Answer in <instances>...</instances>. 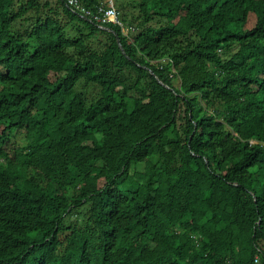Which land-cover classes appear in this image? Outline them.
Returning a JSON list of instances; mask_svg holds the SVG:
<instances>
[{"label":"trees","instance_id":"1","mask_svg":"<svg viewBox=\"0 0 264 264\" xmlns=\"http://www.w3.org/2000/svg\"><path fill=\"white\" fill-rule=\"evenodd\" d=\"M109 2L0 0V264H264V0Z\"/></svg>","mask_w":264,"mask_h":264},{"label":"built area","instance_id":"2","mask_svg":"<svg viewBox=\"0 0 264 264\" xmlns=\"http://www.w3.org/2000/svg\"><path fill=\"white\" fill-rule=\"evenodd\" d=\"M68 4L81 8L82 12L86 15L93 14L91 9L86 8L80 3V0H68ZM100 10L101 12H103V14L99 15L97 18L99 21L102 22V24H100L101 26H104L103 23L113 21L115 23L122 25L125 31L129 30V28L126 27L125 24L123 23L121 19V13L115 6L113 0H110V2L105 7H100Z\"/></svg>","mask_w":264,"mask_h":264},{"label":"water","instance_id":"3","mask_svg":"<svg viewBox=\"0 0 264 264\" xmlns=\"http://www.w3.org/2000/svg\"><path fill=\"white\" fill-rule=\"evenodd\" d=\"M119 41H120V39H119ZM121 44V43H120ZM121 47H123L122 45H121Z\"/></svg>","mask_w":264,"mask_h":264}]
</instances>
